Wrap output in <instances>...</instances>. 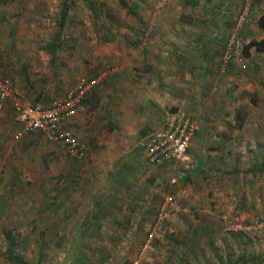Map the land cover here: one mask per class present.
I'll return each mask as SVG.
<instances>
[{
  "label": "rangeland",
  "instance_id": "obj_1",
  "mask_svg": "<svg viewBox=\"0 0 264 264\" xmlns=\"http://www.w3.org/2000/svg\"><path fill=\"white\" fill-rule=\"evenodd\" d=\"M124 1L134 14L120 0H0L7 76L43 85L47 93L50 76L63 88L70 62L81 68L79 75L115 67L122 79L117 92L105 85L86 97L78 136L89 142L92 157L76 161L55 147L60 158L55 166L44 159L47 181L37 194L13 188L5 197L0 190V264H264V234L252 240L224 227L225 219L246 223L264 216V50L249 49L245 70L220 67L231 34L241 49L264 37L257 23L264 0H253L239 28L229 0H170L159 11L156 0ZM51 40L56 60L48 52ZM179 57L209 67L204 76L201 66L191 69L196 76L186 78L187 90L183 76H174ZM178 112L197 119L207 142L204 164L214 160V173L182 180L189 171L167 174L147 166L148 134ZM123 164L129 166L127 187L114 179ZM233 169L240 173L229 174ZM168 192L178 194L177 205L147 242Z\"/></svg>",
  "mask_w": 264,
  "mask_h": 264
},
{
  "label": "built area",
  "instance_id": "obj_2",
  "mask_svg": "<svg viewBox=\"0 0 264 264\" xmlns=\"http://www.w3.org/2000/svg\"><path fill=\"white\" fill-rule=\"evenodd\" d=\"M170 0H156L155 9L159 11ZM253 0H244V6L238 18L237 25L241 26L249 14V7ZM241 45L236 34L228 38L227 49L223 55L222 70L225 64L234 55L241 64V69L246 68ZM104 71V72H103ZM98 74L82 75L77 82L65 91L62 97L51 101L49 104H28L22 102L18 93L13 90L9 82L0 73V109L5 102H10L15 120L20 124V135L39 133L48 142L68 151L78 158H84L88 146L75 136L66 127V121L72 117L83 103L87 95L104 85L107 77L115 75L117 68L108 67ZM196 123L191 114L178 112L167 118L164 124L150 132L144 143V159L150 166H158L166 162H189V150ZM174 181V180H173ZM179 196L177 193L168 194L155 212L154 225L149 232V239L154 237L161 223L170 211L176 207ZM225 230L233 233H242L246 238L255 240L264 234V216L251 222H231L225 219Z\"/></svg>",
  "mask_w": 264,
  "mask_h": 264
},
{
  "label": "crops",
  "instance_id": "obj_3",
  "mask_svg": "<svg viewBox=\"0 0 264 264\" xmlns=\"http://www.w3.org/2000/svg\"><path fill=\"white\" fill-rule=\"evenodd\" d=\"M240 6L241 5L239 0H229V7H228L229 15L234 16L235 14H238L240 11ZM56 47H57L56 41L51 40L48 52L51 55L52 60L53 59L56 60V58L52 56L54 55L55 50L57 49ZM4 54H5L4 48H0V73L9 82L13 90H15V92L18 93V96L22 100V102L28 104H36L40 102H47L45 104H49L51 101L60 98L66 89L71 88L77 82L80 76L98 74L102 71L100 70L101 68L97 66L95 67L97 70L93 69L94 71H98L97 73L79 75L80 73L79 70L81 68L77 67V65L72 64V62H70L69 64H67L63 72L64 76H62V78H69L67 79L68 81L65 84H60V86L62 85L63 88L60 89L59 87L52 84L53 77L50 76V80L47 79V82L49 83V86H51V89L49 90V93H47L46 92L47 90L44 89L43 85L28 86L26 82L25 84H22L20 83L21 80L18 79L17 81L16 79L14 80L11 77L7 76L5 74L6 71L4 69L5 68L4 61L7 57H5ZM206 59L209 60L211 58L206 57ZM76 63L77 64L80 63V60L76 61ZM195 63H193L192 61V63L187 65V59H182L179 57L177 63L174 65L178 70V71H174V76L175 74L183 76L181 85H183L184 89H186V86H184L186 82V78L190 79V77L196 76V74H193L191 69L196 68L197 66H201L202 76L206 75V72L208 71L209 67L207 63L198 62L197 63L198 65H195ZM85 65L86 64H84V66ZM84 68L91 70V68L86 66ZM179 71H182V73H180ZM70 76H73V78L70 79ZM108 78L109 77H107L106 80L104 81L103 86L107 85L106 88L111 89V91L117 92L116 81L120 80V83H122V79H118L119 74L116 73L114 77H112L110 81L106 84ZM197 81L198 80H196V82ZM18 83H20L19 86L20 88L16 86ZM204 85L205 82L203 83V85L200 84V86L199 85L196 86L194 91L196 92L199 89V91L202 92L203 91L202 87H204ZM97 89L93 91H97ZM186 90L180 89L179 91L181 92V94H185ZM93 91H91L90 94ZM109 105L110 106L112 105L113 107L115 106L114 104H112V100H110ZM87 107L88 105H86L84 101L83 106L80 107L79 110L66 121V127L68 131L79 140L81 139L79 138L78 134H80V131L82 130V128H84L83 118L87 116L86 115ZM186 108L190 109V107H186ZM108 115L105 114L106 120L108 122L114 123V117L112 115L111 116ZM192 116L195 123H197V119L194 118L195 116L194 115ZM200 129L201 128H198V126H196V129L192 136L191 148L189 150L190 164L188 168H184L181 162H166L159 166H150V165L147 166L153 170L163 169V171H165L166 173L168 172L167 174H171V173L173 174L175 173V171L177 172L184 171V173L185 171H189L185 173L188 179H193L194 175L197 176L198 174L203 172H208L209 170L212 173H214V160H210L211 161L210 166H207L208 164H204L205 161H204L203 153L205 150V144L207 142L205 141L206 136L204 138V133L199 132ZM19 131H20V124L14 118V112L11 103L9 101L5 102L2 108L0 109V190L2 191V194L5 197L7 196L10 197V195L13 193L12 192L13 188H17L22 193L31 192L33 194H37V191L41 188L44 181H47V178L44 176L46 171L43 166V161L44 159H46L47 161H49L48 163L55 166L58 161V158H60V154L58 151L68 154L71 158H73L76 161L81 160L77 156L70 154L68 151L58 147L57 145L53 143L51 144L39 133L20 135ZM86 134L88 135L87 139L92 140L93 135L89 134L88 132H86L84 135ZM81 141L89 145L86 157L89 158L92 157L89 142L83 140ZM94 141L95 139H93L91 142ZM55 147L57 148L58 151L56 150ZM47 148L55 149L57 153L55 152L56 154L52 155L50 154L49 150H46ZM206 152L207 153L209 152L208 148ZM212 152L214 153V151ZM76 161H73V164L72 166H70V168H73L74 165H76ZM180 166H182V168H179ZM194 168L195 170H193ZM145 179L148 178H143V181H145ZM55 197L56 196H54L53 199H55Z\"/></svg>",
  "mask_w": 264,
  "mask_h": 264
},
{
  "label": "trees",
  "instance_id": "obj_4",
  "mask_svg": "<svg viewBox=\"0 0 264 264\" xmlns=\"http://www.w3.org/2000/svg\"><path fill=\"white\" fill-rule=\"evenodd\" d=\"M120 3H121V5L122 6H124L130 13H132V14H134L135 12H133L128 6H127V4H126V2L124 1V0H120ZM243 6H244V1H243V4H242V6H241V8H240V11H239V13H238V17L236 18V21L238 22V18H239V16H240V14H241V11H242V9H243ZM62 19H65V12L63 13V15H62ZM246 20H247V18H246ZM246 20L242 23V25L241 26H243L244 24H245V22H246ZM257 23H258V26L259 27H261V28H263L264 29V16H261L260 18H258V21H257ZM238 26V25H237ZM241 26H238V28L239 27H241ZM227 42H228V38H227V40L225 41V43H224V47H223V49H222V52H221V55H224L225 54V52H226V49H227ZM255 48V50H258V51H262V50H264V37L263 38H261L260 40H252L251 42H249L248 44H246V45H244V48L243 49H241L240 48V51L242 52L241 54L243 55V61H244V56L245 55H248V53H249V49L250 48ZM221 62L223 63V56L221 57ZM245 62V61H244ZM222 63H221V70H222ZM246 64V63H245ZM239 68V69H241V64H240V62L237 60V58L234 56V55H232L231 56V58L227 61V63L225 64V69H224V71H229L230 69H233V68ZM246 68H247V65H246ZM245 68V69H246ZM245 69H242V70H245ZM86 100V99H85ZM236 118H237V121H238V124H237V128H240L241 126H242V124H243V115H242V113L240 112V111H238L237 112V114H236ZM164 124V122L162 123V125ZM161 125V126H162ZM160 126V127H161ZM87 146L89 147V145L87 144ZM143 150H144V144H143ZM138 153H139V151H138V149L136 150ZM146 162V161H145ZM182 164H183V166H184V168H188V166H189V164H190V162H188L187 163V167H186V163H183V162H181ZM147 164V163H146ZM148 165V164H147ZM162 165V164H161ZM159 166V165H158ZM129 166H126L125 164H123L121 167H119V171L117 172V173H115V175H114V179L118 182V184H120L122 187H127V186H129V184H130V182H128L127 181V176H128V172H129V168H128ZM223 170H222V172H224L225 170V168H222ZM234 170V169H233ZM236 170V171H235ZM234 171H232V173H229V174H233V173H240V171H238L237 169H235ZM247 171H250V172H252V169L251 168H248L247 169ZM180 178L183 180V179H188V177H186V174H183L182 176H180ZM116 192H118V188H116ZM115 192V193H116ZM168 194H173V192H168V193H166L165 195H163L162 197H161V199H160V201H159V204H158V206H157V209H158V207L160 206V204L163 202V200H164V198H165V196L166 195H168ZM156 209V210H157ZM149 231H150V229H149ZM149 233V232H148ZM237 234V236L238 237H240V236H244L242 233H236ZM8 251H9V254L10 255H12L13 254V245L12 244H10V246L8 247ZM262 259L264 260V256L262 257Z\"/></svg>",
  "mask_w": 264,
  "mask_h": 264
}]
</instances>
